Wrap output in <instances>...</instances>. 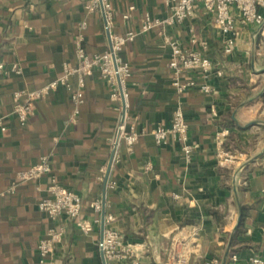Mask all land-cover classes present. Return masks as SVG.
Returning a JSON list of instances; mask_svg holds the SVG:
<instances>
[{
    "label": "crops",
    "instance_id": "obj_1",
    "mask_svg": "<svg viewBox=\"0 0 264 264\" xmlns=\"http://www.w3.org/2000/svg\"><path fill=\"white\" fill-rule=\"evenodd\" d=\"M110 1L113 33L138 32L121 56L132 69L126 83L128 114L147 133L131 150L122 145L106 186L109 139L123 103L111 99L99 71L86 79V101L76 122L71 121L74 105L63 88L36 103L26 126L14 114L15 92L41 88L63 75L65 63L76 64L82 22L88 24L83 34L89 54L110 48L102 11L90 12L80 0H0V63L5 67L0 72V117L7 128L0 130V264H39L38 245L52 224L39 202L52 178L83 200L79 218L58 222L66 227V235L53 257L55 264H103L101 224L84 233L79 223L101 219L103 209L97 213L93 203L102 202L105 191L106 215L115 216L110 226L131 251L123 264H167L176 238L187 239L186 230L193 248L182 264H250L253 256L264 258L262 28L243 24L235 13L237 41L233 54L227 55L214 15L197 6L194 16L168 35L199 52L202 48L192 43V35L205 40V55L223 75L208 81L211 93H179L172 84L170 49L159 30L140 33L146 13L159 18L171 14L164 0ZM126 14L131 15L128 20ZM14 65L20 74L12 70ZM182 78L203 82L200 73ZM178 107L189 125V144L194 147L190 157L182 143L159 146L149 133L158 124L170 126ZM223 131L228 134L220 147L218 134ZM220 148L233 157L232 163H220ZM50 152L51 174L11 192L18 173ZM243 215L245 231L236 236Z\"/></svg>",
    "mask_w": 264,
    "mask_h": 264
},
{
    "label": "built area",
    "instance_id": "obj_2",
    "mask_svg": "<svg viewBox=\"0 0 264 264\" xmlns=\"http://www.w3.org/2000/svg\"><path fill=\"white\" fill-rule=\"evenodd\" d=\"M80 1L87 3L90 12L102 11L105 30L111 36L110 48L104 53L89 54L84 46L85 36L83 34L88 24L86 21L82 22L76 38V64L65 63L63 75L41 88L15 92L14 114L20 125L26 126L34 115L36 103L47 99L52 92L63 88L69 94L74 105L71 121L76 122L80 108L86 101V79L95 71H99L111 90V99L123 103L122 115L114 135L109 139L112 152L115 151L114 162H118L122 145L125 144L131 150L138 143L139 138L147 133L145 129L139 130L128 114L126 83L132 76V69L121 56L125 46L135 40L138 32L113 33L114 9L110 0ZM164 2L169 7L171 14L166 18H159L146 13L142 19L140 33L146 34L156 29L159 30V35L170 49L169 69L173 75L172 84L179 93L190 89L211 93L212 87L208 81L214 75H223L222 71H217L213 61L205 55L208 50V43L205 40L198 38L195 34L192 35V43L199 44L202 48V51L199 52L183 48L178 39H173L168 35L170 29L189 21L194 16L197 6H202L206 13L214 15L215 26L223 38L224 52L227 55L233 54L237 41L235 13L239 15L243 24H254L261 27L264 34V0H164ZM132 11H134V7L130 8V12ZM130 16V14H126L124 19L128 20ZM4 68V64L0 63V72L4 71ZM12 70L18 74L21 73L17 65H14ZM191 73H200L203 82L200 83L195 78L187 80L182 78L184 74ZM124 103L126 112L123 116ZM0 130L2 132L7 130L4 119L1 117ZM149 133L159 146L168 145L171 141H178L183 144V151L187 157H190L193 152L194 147L189 144V125L181 107L175 110L170 126L158 124ZM227 134L228 131L218 134L220 147H222ZM217 156L221 164L233 162V157L229 156L222 148L219 149ZM52 163L53 152H50L43 155L36 165L20 171L11 192H14L19 184L38 181L50 175ZM115 185V183H111L110 187L114 188ZM46 192L47 195L39 202V209L47 215L52 224L39 242L38 257L39 264H55L53 257L66 235V227H60L58 222L61 218L68 220L79 218L83 213V200L77 193L63 187L55 178L51 179ZM93 207L97 213H100L103 209L102 202H94ZM114 221V215L105 216V230L99 249L104 254L107 264H123L130 258L131 251L125 246L121 233L110 226ZM94 224H101V219L97 218L93 222H81L79 228L82 232L88 233L93 229ZM262 231L264 233V227ZM234 260L236 261V257ZM250 264H264V258L253 256L250 258Z\"/></svg>",
    "mask_w": 264,
    "mask_h": 264
},
{
    "label": "water",
    "instance_id": "obj_3",
    "mask_svg": "<svg viewBox=\"0 0 264 264\" xmlns=\"http://www.w3.org/2000/svg\"><path fill=\"white\" fill-rule=\"evenodd\" d=\"M108 36H109V39H110V41H111V36H110V34H108ZM125 112H126V104L124 103L123 116L125 115ZM114 155H115V151L112 152V156H111V159H110V162H109L108 172H107V175H106V181H105L106 186H107V182H108V179H109V174H110L111 168H112L113 163H114ZM102 205H103V212H102V217H101V241L103 240V235H104V230H105L106 191H105L104 196H103ZM101 257H102L103 264H107V262H106V258H105V256H104L103 253H101Z\"/></svg>",
    "mask_w": 264,
    "mask_h": 264
},
{
    "label": "rangeland",
    "instance_id": "obj_4",
    "mask_svg": "<svg viewBox=\"0 0 264 264\" xmlns=\"http://www.w3.org/2000/svg\"><path fill=\"white\" fill-rule=\"evenodd\" d=\"M188 238H189V236L179 246L180 255H182V256L180 257L177 255L176 256L177 258H172V257L169 258L167 261V264H178L179 261H181V264H182V262L185 261L186 258H188L190 255H192L191 249L193 248V244H190V243L188 244ZM189 251H191V252L189 253ZM194 251H197V250L194 249Z\"/></svg>",
    "mask_w": 264,
    "mask_h": 264
},
{
    "label": "bare ground",
    "instance_id": "obj_5",
    "mask_svg": "<svg viewBox=\"0 0 264 264\" xmlns=\"http://www.w3.org/2000/svg\"><path fill=\"white\" fill-rule=\"evenodd\" d=\"M191 234V232H189V231H184V235H187V236H189V235ZM185 239H186V237L185 236H183V235H181V236H179L178 238H176V240H175V242H174V245H173V247H172V251H171V254H172V258H177L176 256L178 255V256H182V255H180V249H179V246H180V244L183 242V241H185Z\"/></svg>",
    "mask_w": 264,
    "mask_h": 264
},
{
    "label": "trees",
    "instance_id": "obj_6",
    "mask_svg": "<svg viewBox=\"0 0 264 264\" xmlns=\"http://www.w3.org/2000/svg\"><path fill=\"white\" fill-rule=\"evenodd\" d=\"M245 220H246V215H243L241 223L239 225V228L237 230L236 236L245 231Z\"/></svg>",
    "mask_w": 264,
    "mask_h": 264
}]
</instances>
